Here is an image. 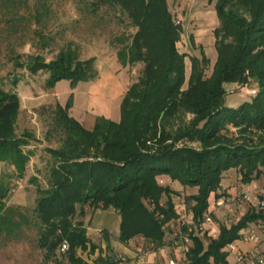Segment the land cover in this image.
Masks as SVG:
<instances>
[{"label": "trees", "instance_id": "trees-1", "mask_svg": "<svg viewBox=\"0 0 264 264\" xmlns=\"http://www.w3.org/2000/svg\"><path fill=\"white\" fill-rule=\"evenodd\" d=\"M90 5L125 15L132 31L125 28L114 36L115 54L122 66L141 63L142 71L120 98L118 120L97 115L87 128L68 112L72 93L64 105L56 102L50 129L58 136L52 141L46 135L45 181L35 183L37 196L29 211L8 200L12 175H24L36 137L28 129L16 130L20 95L0 79V163L13 167L9 173L0 170L5 185L0 235L18 236L23 226H33L36 245L51 264H92L80 252H98V261L105 240L116 256L110 237L126 244L136 236L147 250L177 246L182 257L180 262L172 257L175 264L226 263L229 243L239 239L241 229L264 228L261 209L244 206L238 220L225 222L212 206L221 194L235 193L222 190L230 171L238 172L246 186H260L256 179H264V0H215L212 68L206 72L209 56L201 51L190 55L188 76L187 54L178 48L183 26L168 0H91ZM0 7L13 21L24 16V9L38 23L49 9L47 0H0ZM34 31L47 49L51 37ZM96 60L95 55L80 57L69 40L48 59L39 50L20 53L15 65L46 73L49 89L63 78L72 87L91 81L99 73ZM249 79L257 83L254 95L228 106L226 83L246 85ZM166 175L182 187H196L195 192L159 182ZM176 198L183 199V212L177 211ZM96 209L117 213L116 234L107 228L94 234L88 228ZM207 212L214 225L202 227ZM63 242L68 246L62 250ZM109 252L106 264L125 258L117 255L111 263Z\"/></svg>", "mask_w": 264, "mask_h": 264}, {"label": "rangeland", "instance_id": "rangeland-1", "mask_svg": "<svg viewBox=\"0 0 264 264\" xmlns=\"http://www.w3.org/2000/svg\"><path fill=\"white\" fill-rule=\"evenodd\" d=\"M47 2L48 13L40 23L34 17L29 16L27 12H24V9L21 10L24 16L13 21L8 18L9 13H5L0 7V79L5 87L16 88L20 95L21 108L16 130L22 132L23 129H28L34 132L36 137V141H32L30 146L34 154L30 157L24 175L22 177L12 175L8 203L19 205L23 210L27 209L28 211L35 205L37 196L35 183L39 181L43 184L45 181V160L42 156L44 154L43 147L48 142L46 135L50 136L49 139L52 141L58 136L50 129L56 102L64 105L75 88L76 94L75 96L72 95L74 106L72 103L73 108H69L68 112L76 117L83 126L90 128L97 115L108 116L114 120L119 119L120 98L142 71L141 63H136L133 66H122L118 62L113 38L125 28L132 31L131 27L127 26L125 15L118 9L112 10L105 6L93 9L90 5L91 0H47ZM214 2L215 0H168L170 11L175 14V18L180 20L183 26L178 48L187 54L185 58L187 76L190 71V55L200 56L201 51L209 56L206 72H210L212 68L211 65L216 54L213 28L217 26ZM29 3H32V0H29ZM34 29H39L43 34L51 37L47 49L41 48V37ZM69 40L75 46L77 45L80 57L84 58L90 55L97 57L96 65L99 73L91 81H79L77 86L72 87L69 79L63 78L55 82L52 88L47 89L44 86L46 73L32 74L26 67L15 65L20 53H31L39 50L48 59ZM19 59L23 60L24 57L20 56ZM112 78L115 82L121 83L122 86L115 94L116 97L113 98L111 107L108 108L103 102L101 104L95 103L93 100L91 102L92 96L99 95V90ZM13 80H17L16 83H13ZM225 86L227 89L226 104L233 107L253 96L258 89L257 83L253 79H249L246 85L226 83ZM70 88L72 89L70 90ZM100 106H102V110L106 108L105 111L107 110L111 115L103 114L99 110ZM12 169V165L0 163V170L9 173L12 172ZM34 175H36L37 180L32 181ZM256 180L257 183L263 185L264 179L262 177ZM159 182L170 184L183 193L195 192L196 189V187H182L179 182L171 180L168 175L159 179ZM244 187L247 186L239 180L238 172L235 170L225 175L222 190L237 193ZM184 206L183 199L176 198L175 207L177 211L181 212ZM183 219L188 221L186 216ZM118 224L119 216L115 211L97 209L92 221V228L106 227L117 231L119 229ZM21 231L18 236L5 237L0 235V264H51L43 259V251L36 245L37 230L31 225H25ZM136 244L138 247L142 246L143 250L148 248L145 241ZM111 247L116 256L123 255L127 258L126 262L121 264H136L133 261L134 258L127 254H121L115 245ZM108 249L107 246L101 248L99 251L101 257L98 261H95L98 252L83 251L80 253L92 264H106ZM165 254L168 257L178 258L179 262L181 261L182 255L177 246L168 247Z\"/></svg>", "mask_w": 264, "mask_h": 264}, {"label": "built area", "instance_id": "built-area-1", "mask_svg": "<svg viewBox=\"0 0 264 264\" xmlns=\"http://www.w3.org/2000/svg\"><path fill=\"white\" fill-rule=\"evenodd\" d=\"M212 206L214 210L220 211L225 222L232 219L234 221L238 220L240 216L238 211L244 206L256 207L261 209L264 213V185L258 186L256 184H252L231 195L221 194L215 199ZM200 224L202 227L213 226L214 221L211 217V213L207 212L203 216ZM217 232L218 229H216L215 226L212 227L210 234L215 236ZM239 238L243 241L251 242L253 247L246 251L236 249L237 259L239 261L244 260L247 264H264V251L261 246L264 241V228H243L240 230ZM183 239L184 242L188 241L187 236H184ZM67 246V243L63 242L61 249H66ZM184 248H187L186 244L184 245ZM229 248L235 249L234 241L229 243ZM120 259V263L125 260L124 257H120ZM169 264H175V261L173 259H169Z\"/></svg>", "mask_w": 264, "mask_h": 264}, {"label": "crops", "instance_id": "crops-1", "mask_svg": "<svg viewBox=\"0 0 264 264\" xmlns=\"http://www.w3.org/2000/svg\"><path fill=\"white\" fill-rule=\"evenodd\" d=\"M87 82V81H86ZM112 82H114V84L116 85V87H117V90H115L114 91V97H116L115 96V94L117 93V91H118V89L120 88V86H122L121 85V83H118L117 84V82H115V80H113V78H112ZM77 84H78V82H77ZM77 86V85H76ZM72 88H70V90H71ZM76 91H75V88H74V90H72V93H73V96H75V93ZM58 96H59V92H58ZM96 96L95 95H93L92 96V99H94ZM96 102H99V101H96ZM76 104V103H75ZM101 104V103H100ZM119 105H120V103H119ZM73 106H74V103H73ZM73 106H71L70 108L72 109L73 108ZM100 109V111L103 113V114H106V115H108L109 113L107 112V110L105 111V109H103L102 110V106H100L99 107ZM72 113V112H71ZM111 114H109V116H110ZM106 117V116H105ZM108 117V116H107ZM116 120H118V119H116ZM163 177H165V176H162V178ZM97 210V209H96ZM216 212H217V210H216ZM95 213H96V211L94 212V216H95ZM217 213H219L220 214V211H218ZM88 228L95 234V232L97 231V229H99L98 227H96V228H92V223L88 226ZM100 228H106V227H100ZM110 232L112 231L114 234H116L117 232H118V230L116 231H114V230H112V228L111 229H109V228H107ZM111 239L109 240V244H110V246H112V245H115L118 249H119V251L121 252V254H127V255H129L131 258H134V260L133 261H135L136 262V264H167V262L169 261V259H171L172 258V256H167V254H165V251L168 249V247H170L169 245H164L163 247H159L158 249H154V250H150V249H148V250H143L142 249V246H140V247H138V245L136 244L137 242H140V241H142L143 239H142V237L141 236H136V237H133V238H131V239H129L128 241V243H126V244H122V243H120V242H118L117 240H113V238L112 237H110ZM108 243L105 241V240H103L102 241V247H104V246H108L107 245ZM234 245H235V249H230V248H228V255H227V261H226V263H222V264H247V262L246 261H244V260H238L237 259V256H236V249H241V250H243V251H246V250H249V249H251L252 247H253V244L251 243V242H246V241H243L242 239H236L235 241H234ZM261 246H262V249H263V251H264V241L262 242V244H261ZM108 252H109V249H108Z\"/></svg>", "mask_w": 264, "mask_h": 264}, {"label": "bare ground", "instance_id": "bare-ground-1", "mask_svg": "<svg viewBox=\"0 0 264 264\" xmlns=\"http://www.w3.org/2000/svg\"><path fill=\"white\" fill-rule=\"evenodd\" d=\"M113 72V71H112ZM104 75V74H103ZM113 76V75H112ZM104 78V77H103ZM102 79V78H101ZM100 79V80H101ZM108 79V78H107ZM103 80V79H102ZM106 80V78H105ZM119 81V79H118ZM104 82V81H103ZM102 82V83H103ZM93 83V82H92ZM91 83V84H92ZM101 83V82H100ZM90 84V83H89ZM99 84V83H98ZM118 84V83H117ZM121 87V86H120ZM117 90V87L116 85L114 84V82H112V79H109L108 82H106L105 86L103 88H101L99 90V95H97V93H95L97 96L94 98V99H91V102L93 100V102L97 103L96 101H99V103H104L105 105H107L108 108L111 107V103H112V100H114V91ZM92 91H94L92 89ZM96 91V90H95ZM116 92V91H115ZM120 92V91H119ZM119 96V94H118ZM85 99V98H84ZM87 99V97H86ZM90 105V104H88ZM91 107V106H89ZM109 111V110H108ZM109 115V114H108Z\"/></svg>", "mask_w": 264, "mask_h": 264}, {"label": "water", "instance_id": "water-1", "mask_svg": "<svg viewBox=\"0 0 264 264\" xmlns=\"http://www.w3.org/2000/svg\"><path fill=\"white\" fill-rule=\"evenodd\" d=\"M4 190H5V185L2 184V183H0V195L3 194ZM109 256H111V263H112V262H116L117 259H118V258H117L115 255H113L111 252H109Z\"/></svg>", "mask_w": 264, "mask_h": 264}]
</instances>
